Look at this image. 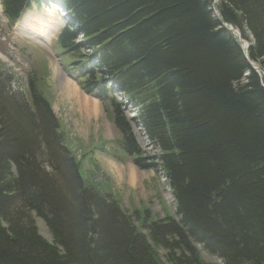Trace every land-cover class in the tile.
Segmentation results:
<instances>
[{"label":"trees","instance_id":"16d2710c","mask_svg":"<svg viewBox=\"0 0 264 264\" xmlns=\"http://www.w3.org/2000/svg\"><path fill=\"white\" fill-rule=\"evenodd\" d=\"M0 1L11 27L33 6L65 9L57 45L122 136L77 159L41 81L23 98L0 81V264H215L200 248L264 264V76L250 64L264 72V0H221L220 18L214 0ZM223 23L253 39L247 54ZM117 92L156 153L144 156ZM96 153L162 171L179 219L126 212L97 182Z\"/></svg>","mask_w":264,"mask_h":264},{"label":"rangeland","instance_id":"374dc122","mask_svg":"<svg viewBox=\"0 0 264 264\" xmlns=\"http://www.w3.org/2000/svg\"><path fill=\"white\" fill-rule=\"evenodd\" d=\"M217 12L219 9L216 5L214 8L215 16ZM64 19L62 13L58 12L57 9L44 8L41 12L26 13L21 22L13 30H10L0 3V81H3L4 85L7 86L8 93L20 95L21 97H18L23 98L27 94L28 87L26 71L30 68L28 59L23 56V50L30 46L32 49H29L28 53L41 49L42 52L39 57L44 70L40 69L42 73L33 77L40 78L39 89H42L46 98L53 105L52 108L61 122L67 145L76 155L83 157L94 147L110 146L112 141L120 138V135L113 125L110 114L107 113L109 110L106 112L102 105H99L92 98L84 96L80 91V95L90 101L88 102L89 105H86L87 101L82 97L84 102L76 97L68 98L65 95L66 92L63 95L61 87H63L64 81L68 79L74 83L72 82L73 78L68 77L61 66V64L66 66L72 60L68 56H61V51L56 46V38L64 27ZM32 22H42L49 28L48 32H44L40 36L29 35V33L36 32V30L28 31V26ZM79 42L81 43V37ZM245 42L244 46L246 45ZM109 82L113 86V80L110 79ZM120 98L127 102L124 96H120ZM93 103H97L98 108L93 107ZM126 112L130 117L138 116L136 110L128 105ZM135 131V138L144 147V156L148 157L150 153L155 151L146 139L144 132H139L140 130L136 127ZM97 159L102 164L104 177L102 181L98 179L97 182L106 184L105 191L110 192L126 212L134 214L133 211L136 209L147 208L156 219H164L169 214L177 220L179 219L176 214L175 199L167 182V177H164L162 171L138 170L130 159H127L126 162V158L125 164L114 163L101 155H97ZM86 165L87 162L83 166L85 175L89 169ZM34 219L42 238L53 243L52 234L45 222L36 216ZM200 251L205 261L215 264L221 263V260L207 254L202 248Z\"/></svg>","mask_w":264,"mask_h":264},{"label":"bare ground","instance_id":"6f19581e","mask_svg":"<svg viewBox=\"0 0 264 264\" xmlns=\"http://www.w3.org/2000/svg\"><path fill=\"white\" fill-rule=\"evenodd\" d=\"M218 17V16H217ZM44 18V17H43ZM45 19V18H44ZM42 20V19H41ZM34 21V20H33ZM46 21V20H45ZM50 21V20H49ZM46 23V22H45ZM28 25V24H27ZM48 27H46L42 22L41 23H38V22H32L29 26H28V31H30V32H32V31H34V30H36V32H34V33H29V35H35V36H40V35H42L44 32H48ZM52 30V29H51ZM45 37V36H44ZM246 46V45H245ZM244 46V47H245ZM246 48V47H245ZM55 71V70H54ZM57 71V70H56ZM61 80V79H60ZM65 80V79H64ZM73 82V81H72ZM62 86V85H61ZM62 88V92H63V95H64V93L66 92V94L65 95H67V97L68 98H77V99H79V100H83L82 98H84V97H82V95H80V92H79V90L75 87V85L73 84V83H71V81L70 80H65L64 81V83H63V87H61ZM62 94V93H61ZM82 97V98H81ZM84 100L85 101H87L85 104L86 105H89L88 104V102H90V101H88V100H86L85 98H84ZM84 100H83V102H84ZM81 103V102H80ZM92 103V102H91ZM83 104V103H82ZM93 105V107H97L98 108V105L96 104V103H93L92 104ZM131 106L130 104H129V102L127 101L126 102V106ZM126 106H125V111H126ZM132 107V106H131ZM135 110V109H134ZM137 112V111H136ZM137 115L139 116V114H138V112H137ZM137 116V117H138ZM145 133V132H144ZM136 136V135H135ZM146 137V136H145ZM146 139L148 140V138L146 137ZM137 140V139H136ZM138 141V140H137ZM149 141V140H148ZM150 142V141H149ZM121 163V162H120ZM164 177H165V174H164ZM167 182H168V179H167Z\"/></svg>","mask_w":264,"mask_h":264},{"label":"crops","instance_id":"0c3cea01","mask_svg":"<svg viewBox=\"0 0 264 264\" xmlns=\"http://www.w3.org/2000/svg\"><path fill=\"white\" fill-rule=\"evenodd\" d=\"M97 104V103H96ZM98 105V104H97Z\"/></svg>","mask_w":264,"mask_h":264}]
</instances>
